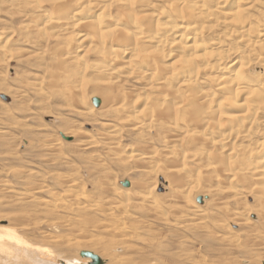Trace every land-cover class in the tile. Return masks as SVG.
<instances>
[{
  "label": "bare ground",
  "instance_id": "bare-ground-1",
  "mask_svg": "<svg viewBox=\"0 0 264 264\" xmlns=\"http://www.w3.org/2000/svg\"><path fill=\"white\" fill-rule=\"evenodd\" d=\"M61 1L63 3L57 6L59 11L55 19L51 20L53 17L51 19L46 18L43 20L40 18L41 21H36L37 19L35 18V20L31 21L30 25L28 26L33 30L37 29L45 36L53 34L52 38H57L55 41H60V33L65 36L64 38L66 43H61H65V48L63 46L64 49L62 48L63 50L61 51L58 49V52H61V55L58 53L61 57L58 59V72L56 73L59 75L57 80H53V88L55 87L66 90L63 93L65 95L68 93V98L70 97L69 100L72 98L75 102H77L78 105L76 110H80L81 115H84V117L93 116L97 113L83 101L82 93L84 88L97 83V88L101 89L99 91H103L105 89L108 90H105L106 94H101V97L99 96L92 98V101L93 99H98L100 101V105L96 108H101V110L107 108V112L109 113L107 116L105 114L103 115L105 120H103L104 124L102 125L104 128V130H102L103 133L101 134L102 143L100 142L101 144L97 145L96 142H81L80 144L76 142L79 144L78 146L85 148V150H90L94 149L97 145V148L100 147L107 156H115L117 158L119 157L120 160H125L126 162L129 160H136L146 165H155V162L158 158L163 162L172 159V157H177L179 163H187L189 160L190 162L200 161L198 165L203 167L202 170L208 176V182H211V184L213 183V187L215 185L218 187V185L223 184L224 181L228 182V184H226L227 186L223 189L215 188L216 186L214 187L215 190H212L214 197H218L217 199L220 201L225 200V204L228 205L232 202L238 207L240 205V200L255 196V200L259 202V204L257 203L259 205L257 212L260 216L258 220L263 221L264 224V130L260 129L263 130V132L259 131V128L264 125V122H261V118H258V113L264 112V79L254 82L246 78L245 68L246 66H249V63L251 64V61H248L251 58H249L250 54H248L247 50L246 51L248 55H242V53L240 54V51L236 48H229L227 45L225 48V45L223 46L224 43L222 44L221 40L219 42L217 39L216 41L211 39L212 37L210 39L208 36H206V38L204 37L205 33H207V31L209 33V31L212 29L215 11L218 9L224 10L225 16L228 17V24L232 23L244 31L243 28H245V24L249 21V18L245 17V12L253 5L257 4L259 0H169V3H171L169 4V7H167L168 10L164 9V6H156L157 10H151L153 12H150L149 10L152 7L154 8L153 4L155 3H153L152 0ZM165 1L166 6H168V1ZM261 1L262 0H260V2ZM21 2V4L25 6V9L27 7L30 10L32 9V11L33 9L38 10V12L42 5L40 0H22ZM262 7H264V3ZM42 9L43 7L41 10ZM99 12L101 15H97ZM114 13L121 14V17L120 14L119 16L118 14H115L117 17H119V21L114 20ZM263 14L264 13H262V15ZM34 15L38 14H33L32 17H34ZM23 17L24 15L22 18ZM120 18L123 19V23L122 21L120 22ZM253 18L254 22L255 20L258 21L259 19L257 17L256 19L255 17ZM218 19L216 20L218 21ZM261 23L262 22L259 24L256 23L254 24L255 26H252V24L250 26L249 23L246 24L249 29L245 28L247 30L244 32H250L252 34H245L248 38L245 37L247 38L246 44L242 45H244L245 48H249L250 51H254L257 49L256 44L259 43V40L261 41L262 44L260 47L262 53L260 54L257 49L259 54H256V60L260 61L264 68V24L262 23L263 25H261ZM224 24L226 23L223 22V25ZM257 24L258 26H256ZM122 25L123 27H121ZM232 26L230 27L232 31L233 29H238L232 28ZM213 28L216 27L213 26ZM32 29H30V31ZM225 29L226 28H224V30ZM233 35L231 34L229 39L232 38ZM237 35L240 34L236 33V36ZM252 35H256L254 36L255 39L259 40H252L254 39ZM250 36H252L251 39ZM29 37L31 38V36ZM48 38H50V36H48ZM241 40L243 41L242 38ZM36 42L38 43L37 40ZM4 49V47H0V61L1 59H5L9 56V52H6V49ZM254 53L256 52L254 51ZM26 55L28 56V54ZM55 55H57V53ZM233 55L237 58L233 59L231 62L230 60H232L234 57ZM97 60H100V62H97ZM200 68H203V70L206 72L205 79L203 78L204 82H200ZM95 69H97L96 73L98 74L94 77H90L93 75V73H95L93 72ZM90 70H92L93 73H90L89 76L88 72ZM128 79H134L135 82H142L146 84L147 86L144 89L148 87V90L150 89L151 91V95L144 94L132 97L126 95V93L121 94V83L123 80ZM206 82L209 83L208 85L211 84L215 87V90L213 88L214 92L212 91L208 93V90L206 92L203 89L205 87L204 85L207 84ZM102 86L105 88H102ZM52 90L53 89H51V91ZM146 92L149 93L148 91ZM85 93H87V91ZM225 105L228 107L226 106L225 108ZM230 108L235 111V114L233 113L232 115L231 113L230 115L227 113ZM224 109H227V111H224ZM223 111L224 114L226 112L225 115H223ZM106 117H108V119H106ZM184 127L191 128V130H182ZM198 129H201V131H197ZM125 131L129 133L134 132L136 134H145L146 132L151 133V131L162 132L164 135L162 134L161 136V138H163V142L161 140V144L164 145V148H168L171 143L178 142L183 146H187V149L192 152L186 153L182 151L181 153H178V151L174 150L169 152H159L157 151L159 149H157L154 153H138L139 155L136 154V151L135 155L133 153L127 155V153L124 152L125 156H123L121 155L123 150L121 148L122 145H120V143L117 141V138L121 137ZM68 132H71L72 135L67 136L66 133H63L62 135L65 138L77 135L81 136V134H79L80 131L78 130H71ZM168 133H170V135H168ZM48 147L50 149L48 148L47 150H54L57 149L58 144L54 143ZM233 160H235V162ZM99 165L101 166V164ZM182 171L183 169L170 171L169 173L176 175L178 174L180 176ZM190 171L184 172L190 173ZM139 173L143 174L144 176L151 172H148L146 168H142L139 170ZM214 173H216L215 175L218 174L219 176H214ZM194 174L196 175V173ZM201 175L203 174L201 173ZM205 176L204 180L202 176V179L194 178L193 173L192 176H184V186H192L194 188L196 187L195 189L197 191L199 187H202L203 184H201V181H205ZM57 177L59 178L58 175ZM66 178L62 179V183L65 182L70 187V191H64L61 194L50 193L49 196L52 197L51 199L53 200L51 203L50 201L46 200L42 202L36 200L38 203L40 202V204H35H38L43 209L49 210L50 208L53 210H63L68 215L67 217L66 215L64 216V218L66 217L65 222L69 223H73L76 217L82 213H87L88 211L90 213H98L103 217L109 218L114 217L115 212L128 214L127 212L129 207L125 206L127 204L124 205L125 207H120L119 204L117 205L116 200L121 198L128 200L131 197L135 200V198L141 196L140 193H138L140 190L136 191L137 188L136 190L134 188V186L137 187L138 185H130L131 187H127V189L129 188L127 191H122L117 188V186L113 187V189L110 187L112 189L111 192L115 196L114 200L110 199L106 202L104 201L105 199L100 201L88 199L84 195L76 194L75 192L77 189L75 192H73L72 189L76 188L78 184L73 182V179L72 181H69L70 179L68 180V176ZM167 179L169 178L167 177ZM114 185L115 184L112 186ZM254 189H256V191ZM107 191L108 189L106 192ZM177 191L179 190L177 189ZM179 192L181 193L182 190ZM31 196L25 193L24 198L21 200H25L24 202H26L29 197L31 198ZM219 197H221V199H219ZM12 198L14 199V197ZM140 198H142V202H147V198H144V196ZM191 204L189 211L192 210L191 214L195 216V219L199 215L198 213H200V211H198V208L194 205V202ZM131 206L132 205H130V207ZM138 206L141 207L142 210L144 207H147V205L144 206L143 204H136L133 206V208H138ZM152 207L154 208V206ZM251 211L252 209H248V207L245 206L241 209L236 208L233 212L229 210L228 214L231 215L230 218L232 221L240 220L243 222H250L249 217L252 215ZM202 212L203 211L201 209V213ZM130 218L133 220L132 217ZM188 219L190 220V218ZM76 220L80 221L81 218H77ZM166 222L167 221L164 223ZM103 223L105 224V222ZM13 225L14 224L11 226ZM102 225L103 224H101V226ZM189 225L187 226L189 227ZM66 226H63L62 228L60 224L54 223L53 221L47 225V228L51 231L50 234H48L47 231L41 236V238L43 237L50 241L51 245H49L54 248V251H56L57 247V251L60 250L58 253L52 250L49 251L46 249V247L43 248L41 246L27 243V241H25L23 238L24 236H22L24 235L22 231H28V229H26L27 225L24 228H19L21 231H19V229H14V227H0V264H90V259L81 260L76 257L77 254L75 255L76 252L80 253L82 249L88 247H86V244L89 242L88 240L79 241L77 239L79 237L78 234H82L85 231L81 230V228L77 226ZM99 226H96V228ZM64 228L66 229L65 231L68 232L69 238L68 236L66 237V235L61 237L60 234H57L60 232V229ZM124 230L129 231L130 229L127 230L125 226L122 231ZM65 231L63 232L61 230L63 233H65ZM122 231L120 230V233ZM131 231L132 230H130V232ZM25 234L27 235V233ZM93 235L94 234L92 233L91 237ZM230 241L231 243L236 242V240ZM47 243L49 242L47 241ZM118 246H120V244ZM103 251L104 252H102V256H104L106 259L104 264L110 263L107 261L108 259L114 264H126L125 261L128 262L127 259H119L117 261V257L115 256L116 254L114 255L112 248H107ZM261 262L263 263L264 259H262Z\"/></svg>",
  "mask_w": 264,
  "mask_h": 264
},
{
  "label": "rangeland",
  "instance_id": "rangeland-1",
  "mask_svg": "<svg viewBox=\"0 0 264 264\" xmlns=\"http://www.w3.org/2000/svg\"><path fill=\"white\" fill-rule=\"evenodd\" d=\"M21 1L22 0H0V47H4L6 49L4 50L9 52V56L5 59H1L0 61V227H14V229H19L22 227L24 228L27 225L26 229H28V231H22L24 235L21 233L27 243L41 246L43 248L46 247L47 250L54 251V248L50 246V241L43 237V239L41 238L43 233L48 231L47 233L50 234L51 232L47 228V225L54 221V223L60 224L62 228L66 225L77 226L81 228V230L85 231L82 234H78L79 237L77 239L79 241L88 240L89 242L86 244V247L88 246L89 248H84L80 253L76 252L75 255L77 254L76 257L81 260L90 259V264H94L93 260L91 258L82 257V253L90 252L98 256L101 260V264H104L106 259L104 256H102V252H104L103 250L107 248H112L114 255L116 254L115 256L117 257V261L119 259H127L128 262L125 261L126 264H264V262H261V260L264 259V224L263 221L258 220L260 217L257 212L259 209V202L255 200V196L240 200V205L238 207L232 202L228 205L225 204V200H218V197L213 196L214 193L212 190H215V186V188L223 189L227 186L226 184H228V182L224 181L223 184L218 185V187L217 185L213 187V183L211 184V182H208V176L202 170L203 167L198 165L200 161L190 162L189 160L187 163H179L177 157H172V159H169L165 162L160 161L158 158L157 161L155 160V165H146L136 160H129L127 163L125 160H120L119 157L117 158L115 156H107L100 147L97 148V145L102 143L101 134L103 133L102 130H104L102 125L104 124L103 120H105L103 115L105 114L107 116L109 113L107 112V108L102 110L101 108H96L92 103V98L99 96L101 97V94H104L106 89L99 91L101 89L97 88V83L84 88L82 93L83 101L97 113L93 116H85L86 118L84 115H81L80 110H76L78 105L77 102H75L72 98L69 100L70 97L68 98V93L67 95L63 93L66 90L55 87L53 88L52 86V84H54L53 80H57L59 75L56 73L58 72V59L61 57V52H58V49L61 51L65 48V36L60 33L59 36L61 35V39L58 38L60 41H55L57 38L54 37L55 39H53V34L48 35L50 36V39L48 36L40 33L37 29L33 30L32 28L28 27L30 22L35 20V18L37 19L36 21H41L40 18H42V20L46 18L51 19L52 17L53 18L51 20L55 19L59 11L57 6L59 4L61 5L63 2L61 0H40L42 3L41 8L43 7L42 10L40 8L42 12L40 10L38 12V10L33 9L35 12L34 13L32 9L30 10L27 7L25 9V6L21 4ZM167 1L168 6H166L165 0H152L153 3L157 4H153L154 8L152 7L149 9L150 12H153L151 10H157L156 6H164L163 8L167 9L171 3H169V0ZM263 1L264 0H262L261 3L259 0L257 4L253 5L245 12V17L249 18V21L246 24L249 23L250 26L251 24L252 26H255L254 24H259L260 22L264 24V14L262 15V13H264V7H262L264 3ZM33 14L38 15H34V17H32ZM99 14L101 15L100 12L97 15ZM115 14H118L119 16L120 13H114L113 15L115 16L114 20L117 21L119 17H117ZM23 15L24 17L22 18ZM215 17V21L213 19L212 24L216 28H213L211 25V32L209 31L208 33L207 31L204 37L206 38V36H208L209 39L212 37L211 39L215 41L217 39L219 42L221 40V43H224L223 46L225 45V48L226 45L229 48H236L240 51V54L242 53V55L245 54L247 56L250 54L249 58L251 59L248 61H251V64L249 63V66H246L245 68L246 78L254 82L261 79L263 80L264 68L261 62L256 60V54H259V52L260 54L262 53L260 47L262 44L261 41L258 39L259 43L256 44L259 52L257 49L254 50L256 53H254V51H250L249 48H245L244 46L248 38L246 35L252 34L250 32H244L247 30L245 28H248L246 24L245 28H243L244 31L232 23L228 24V17L225 16L224 10L222 9L215 11ZM253 17H255V19L256 17L259 18L258 21L255 20L254 22ZM216 19H218V21ZM121 21L122 23L124 22L123 19H121L120 22ZM223 22H225L227 25H223ZM262 23L261 25H263ZM258 24L256 26H258ZM231 26L232 28L238 29H233V31H235L233 32L232 29H230ZM121 27H123V25ZM224 28H226V32ZM30 29L33 31L31 30V32ZM236 33L240 35L236 36ZM231 34L234 35L229 39ZM29 36H31V38ZM252 36L254 38L252 40H256L254 37L256 35ZM252 36H250V39ZM36 40L39 44L36 42ZM62 42H65L63 43L64 45L61 44ZM238 47L241 48L239 49ZM246 50L248 51V54ZM56 53L57 55H55ZM26 54H28V56ZM235 58L237 57L234 56L230 61L232 62ZM97 62H100V60H97ZM96 70L97 69L93 70L95 73L90 70L88 75L93 73V75L89 76H96L98 74L96 73ZM200 73V78L202 79H200V82H204L206 72L203 70V68H200ZM140 83L135 82L134 79L123 80L121 83L122 89H120L121 94L126 93V95L132 97L144 94L151 95V91L150 89L148 90V87L144 89L147 85L142 82ZM208 84L209 83L204 85L205 87H202H204L203 89L206 92L208 90V93H210L213 91V88L215 90V87L210 84V88V85ZM102 88L105 87L102 86ZM51 89L53 90L51 91ZM144 90L148 91L149 93ZM86 91L87 93H85ZM226 106L227 105H225V108ZM227 109H224V111H227ZM229 110V112L227 111L228 114H235V111L232 108ZM224 111L223 115L226 114V112L224 114ZM258 115V118H261L260 121L262 120L261 122H264V112H259ZM106 119H108V117H106ZM188 129L191 130V128L188 127L182 128V130L185 131ZM260 129L264 130V125L259 128V131L263 132V130ZM67 130H78L80 131L79 134H81V136L77 135L80 137L78 138L77 136H72L73 138L67 137L66 139H63V133H66L67 136L72 135L71 132L69 133ZM197 131H201V129H198ZM145 134H136L134 132L129 133L125 131L121 137H118L117 141L120 143V145H122L121 148L123 149H120L122 150L121 155L125 156V153H127V155L133 153L135 155V151L136 154H148L154 153L157 149H159L157 150L159 152H169L171 150L178 151V153H181L182 151L186 153L192 152L187 149V146L184 145V147L178 142L171 143L168 148H164V145L161 144V140L163 142V138H161L163 134L162 132L151 131V133L146 132ZM168 135H170V133H168ZM144 136L149 138H145ZM76 142L79 144L81 142H96L97 145L94 149L85 150V148L78 146L79 144ZM54 143L58 144V150H47L49 148L48 146ZM125 147H129L130 149L128 148V150ZM233 161L235 162V160ZM99 164H101V166ZM142 168H146V170L151 173L143 176V174L139 173V170ZM180 168L183 169V171L180 173V176L178 174L177 176L176 174L169 173L170 171L174 170H182ZM184 171H190V173H185ZM191 172L193 173L194 178L202 179V176L203 180L204 176L206 175V184L205 181L202 180L201 184L203 185L201 188H197V191L195 189L196 187L194 188L192 186H184L185 177L188 175L192 176ZM194 173H196V175ZM201 173L203 175H201ZM215 174L216 173L213 175L219 176L218 174ZM64 175L69 177V181H72L73 179V182L78 184L76 188L72 189V191L75 192L77 189L75 192L76 194L84 195L88 199L99 201L105 199L104 201L106 202L110 199L114 200L115 196L111 190L115 186H117V188L122 191H127L131 186L138 185L137 187L134 186V188L135 190L137 188L136 191H141H138L141 196L135 198V200L132 197L128 200L125 198L116 200L117 205L119 204L120 207H123L125 204H127L125 206L129 207L127 212L128 214L115 212V216L109 218L103 217L98 213L94 214V212H92V214L88 211V214L85 212L84 214L82 213L76 217L73 223L65 222V218L68 216L66 212L61 209L53 210L49 208L50 211L48 209H43L38 205L40 202H37L46 200L50 201L51 203L53 200L51 199L52 197L49 196L50 193L61 194L64 191H70V187L65 182V184L62 183V179L67 177ZM167 177L169 179H167ZM125 181L130 182L131 186L128 189L122 186V183ZM113 184L115 185L112 186ZM107 189L110 192H106ZM177 189L179 191L182 190V194L177 191ZM254 190L256 191V189ZM25 193L30 196L32 195L31 198L29 197L30 199L28 198L26 202H24L25 200H21L24 198ZM143 196L144 198H147L146 200L148 203L145 201L142 202V198L140 197ZM12 197H14V199ZM219 199H221V197H219ZM193 202L198 208V211H200V213H198L199 215L195 219V216L191 214L192 210L189 211L190 206L192 205L191 203ZM136 204H143L144 206L147 205V207H144L143 210L139 206L138 208L134 209L133 206ZM130 205L132 206L130 207ZM152 206H154V208ZM245 206L248 207V209H252V215L249 217L250 222H243L240 220L232 221L230 218L231 215L228 214V211L230 210L233 212L236 208L241 209ZM201 209L204 215L201 213ZM65 215L66 217L64 218ZM130 217H132L133 220H131ZM77 218H81V220H76ZM188 218H190V220ZM163 221L167 222L164 223ZM103 222H105V224ZM12 224L14 225L11 226ZM101 224L103 225L101 226ZM187 225H189V227ZM96 226H99L101 229L99 227H97L99 228L97 229ZM125 226L127 230L130 229L133 232L131 231V233L130 230L122 231ZM65 228L60 229V232L57 234H60L61 237L65 235L67 237L68 232L65 231ZM61 230L63 232L65 231V233L61 232ZM120 230L122 231L121 233ZM19 231H21V229H19ZM25 233H27V235ZM92 233L94 235L91 237ZM227 238H232L230 240H236V242L231 243V241ZM47 241L49 243H47ZM119 244L120 246H118ZM112 246L115 247L113 248ZM57 250L58 249L56 247V251L54 252L58 253L60 251ZM107 261L110 262L109 264L113 263L109 259Z\"/></svg>",
  "mask_w": 264,
  "mask_h": 264
},
{
  "label": "water",
  "instance_id": "water-1",
  "mask_svg": "<svg viewBox=\"0 0 264 264\" xmlns=\"http://www.w3.org/2000/svg\"><path fill=\"white\" fill-rule=\"evenodd\" d=\"M93 104L95 107H98L100 105V101L98 99H93ZM63 139H66L63 135H62ZM122 186L127 188L130 186V183L128 181H125L122 183ZM82 257H86V258H91L94 262V264H101V260L98 256L90 253V252H84L82 253Z\"/></svg>",
  "mask_w": 264,
  "mask_h": 264
}]
</instances>
